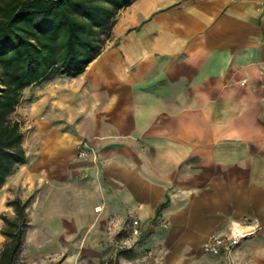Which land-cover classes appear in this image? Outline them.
<instances>
[{
  "label": "crops",
  "instance_id": "obj_1",
  "mask_svg": "<svg viewBox=\"0 0 264 264\" xmlns=\"http://www.w3.org/2000/svg\"><path fill=\"white\" fill-rule=\"evenodd\" d=\"M37 89L20 264H225L204 243L247 217L233 257L264 264V0H135L85 70Z\"/></svg>",
  "mask_w": 264,
  "mask_h": 264
},
{
  "label": "trees",
  "instance_id": "obj_2",
  "mask_svg": "<svg viewBox=\"0 0 264 264\" xmlns=\"http://www.w3.org/2000/svg\"><path fill=\"white\" fill-rule=\"evenodd\" d=\"M135 0H0V189L28 159L23 121L13 116L26 88L85 70ZM170 196L159 205L157 214ZM32 197L7 199L0 264H16L30 226Z\"/></svg>",
  "mask_w": 264,
  "mask_h": 264
},
{
  "label": "built area",
  "instance_id": "obj_3",
  "mask_svg": "<svg viewBox=\"0 0 264 264\" xmlns=\"http://www.w3.org/2000/svg\"><path fill=\"white\" fill-rule=\"evenodd\" d=\"M82 157H97L98 152L88 143L84 142L79 151ZM134 233L139 232V220H133ZM258 230L257 223L251 218H244L243 220L235 221L227 233L213 234L205 243L204 250L215 254H227L229 259L225 264H253L250 260H245L237 263L233 257V253L240 244V242L254 234Z\"/></svg>",
  "mask_w": 264,
  "mask_h": 264
},
{
  "label": "rangeland",
  "instance_id": "obj_4",
  "mask_svg": "<svg viewBox=\"0 0 264 264\" xmlns=\"http://www.w3.org/2000/svg\"><path fill=\"white\" fill-rule=\"evenodd\" d=\"M39 85H32L28 88H26L25 90V93H24V98H23V101L17 106L16 110L13 112V116L17 119H20L23 121V129L25 131V136H26V133L27 131L31 128L27 127V124L29 125V123L27 122V113H24L23 111H21V104L26 102L27 104H25V107L27 108V106L29 104L32 103V101H34V99L38 96L37 95V87ZM69 143V142H68ZM72 146L70 145H65V146H62V148H60L57 152H56V155L57 156H64V155H70L72 154ZM20 178V179H19ZM19 179V182L20 183H16L15 180H18ZM14 180V183H11L13 182ZM21 164H19L18 168L15 170V172H13L9 177H8V180L6 182V185L4 186V188L6 189V191H9V198H14V197H17V196H20L19 194L21 193ZM14 184V185H13ZM32 197V196H31ZM11 210H13V208L11 206H8V208L5 210L6 212H11ZM2 224H3V221H2ZM160 227L159 229L165 227V224H161L159 223ZM141 235L138 234V239L137 241H141L143 240L144 238L141 237ZM5 241V240H4ZM3 241V242H4ZM3 242L0 244V246L3 244ZM148 244H144V246L142 247V249L144 250L145 247L147 246ZM150 248L147 249V252H149ZM21 254V252H20ZM20 258L21 256L19 255L18 257V260L16 262V264H20ZM104 264H116V261L115 259L112 257V258H107L105 259L104 261Z\"/></svg>",
  "mask_w": 264,
  "mask_h": 264
}]
</instances>
